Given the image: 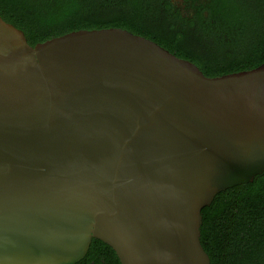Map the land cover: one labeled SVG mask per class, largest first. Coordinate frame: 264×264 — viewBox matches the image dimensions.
I'll return each mask as SVG.
<instances>
[{"label":"water","instance_id":"obj_1","mask_svg":"<svg viewBox=\"0 0 264 264\" xmlns=\"http://www.w3.org/2000/svg\"><path fill=\"white\" fill-rule=\"evenodd\" d=\"M264 171V62L209 77L119 27L30 45L0 16V264H210L201 209Z\"/></svg>","mask_w":264,"mask_h":264},{"label":"trees","instance_id":"obj_2","mask_svg":"<svg viewBox=\"0 0 264 264\" xmlns=\"http://www.w3.org/2000/svg\"><path fill=\"white\" fill-rule=\"evenodd\" d=\"M0 16L30 45L78 29H126L209 77L264 62V0H0ZM201 215L200 242L210 264H264V171L218 192ZM75 264L120 262L93 238Z\"/></svg>","mask_w":264,"mask_h":264}]
</instances>
